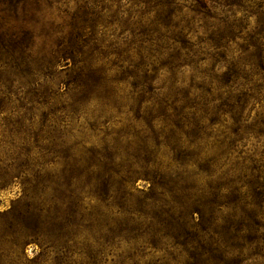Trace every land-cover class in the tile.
<instances>
[{
  "label": "rangeland",
  "instance_id": "1",
  "mask_svg": "<svg viewBox=\"0 0 264 264\" xmlns=\"http://www.w3.org/2000/svg\"><path fill=\"white\" fill-rule=\"evenodd\" d=\"M192 52L240 77L160 121ZM232 166L264 167V0H0V264H264V197H218Z\"/></svg>",
  "mask_w": 264,
  "mask_h": 264
},
{
  "label": "trees",
  "instance_id": "2",
  "mask_svg": "<svg viewBox=\"0 0 264 264\" xmlns=\"http://www.w3.org/2000/svg\"><path fill=\"white\" fill-rule=\"evenodd\" d=\"M203 61L204 59H200L199 56L196 55V53L192 52L189 62L185 64L186 66H189L193 71H195L197 75L195 77H197L199 81L202 80L197 84H190L187 89H183L182 92L186 94H184L183 96H179L180 98H176V96L174 95L173 98L170 100V102L166 100L167 97H163V96L156 97V106L158 108L157 118L159 117L160 121H162L163 119L160 116H164V113L165 114L167 113L166 108L175 106V104L178 101H179V104H182L180 106L181 110L187 106L188 107L189 106L193 107V106H198V105L210 106L212 105V103L216 101V100L213 101L214 98L207 97V95L210 94L211 90L213 89L222 90L223 88H229L230 90L233 89L230 84L231 83L236 84L235 81L240 77L237 72L238 67L236 69V72H233L235 70L231 69L229 70V73H227V76L225 78H220L215 74L213 64H210L209 66L200 69L199 64L202 63ZM169 71L172 72V69L169 68ZM198 73L201 75V77L198 76ZM211 78L216 81L215 87H212L210 85L212 83ZM172 85L173 84L171 83V86ZM161 87H159V89ZM193 90H199L200 92H197L198 94L193 93L192 94L193 97H191L189 93H191V91ZM170 93L171 92H169V94ZM169 94H166V95L169 96ZM217 95L218 97L216 96V99L222 100L221 104L226 105L228 107L227 110L223 108H218L217 110H221V112L223 113L233 112L235 114H238L239 112L242 111V102H241L242 98L240 96H234L232 95V93H228L224 97L220 96L221 95L220 93H218ZM189 102L190 104H188ZM215 106H218V105H215ZM193 113L197 114L196 110ZM175 115L179 119L177 120L175 119L172 121H175V123L177 122L176 124H181L182 123L181 120L184 118L180 116L181 115L180 112H177ZM165 119L170 120V118H166V116H165ZM238 120H239L238 117L234 118L235 123H237ZM233 169H236V168L232 166L231 168H229V170L221 171L219 174H217L218 175L216 178L217 184H215V187H216V190L218 191V197L220 199H225L228 196V193L219 194V192L222 189L224 190L228 189L230 191V194L233 195V198L231 200L232 202L231 208L233 209L232 216L233 215L235 216V209L237 210V208H239L240 209L239 217H241L247 212L248 207L259 205L262 198L264 197V167L262 170L258 172V175L251 174V177L253 179L247 182L243 181L240 176H235V177L231 176L227 178L225 175ZM157 175L159 176L160 181H155L153 184H155V186H159V188H165L164 186H168L170 187L168 189L174 188L175 190L181 191V192H184V190H194L195 189L194 186L188 185L186 181L184 182L183 178H181L182 176H175L173 178H169L168 180H164L165 179L163 178L164 176L159 175L158 173ZM207 177L212 178V175L207 176ZM108 179H109L108 182L104 185L105 189L107 188L110 189L113 186L111 178H108ZM260 179L262 180V182H258V180ZM122 183H127V182L126 180H123ZM220 205H226V204L222 203Z\"/></svg>",
  "mask_w": 264,
  "mask_h": 264
}]
</instances>
